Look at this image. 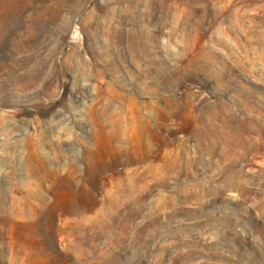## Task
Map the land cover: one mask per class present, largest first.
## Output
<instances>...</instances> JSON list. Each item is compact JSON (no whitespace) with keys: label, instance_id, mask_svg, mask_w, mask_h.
<instances>
[{"label":"rangeland","instance_id":"rangeland-1","mask_svg":"<svg viewBox=\"0 0 264 264\" xmlns=\"http://www.w3.org/2000/svg\"><path fill=\"white\" fill-rule=\"evenodd\" d=\"M0 264H264V0H0Z\"/></svg>","mask_w":264,"mask_h":264}]
</instances>
